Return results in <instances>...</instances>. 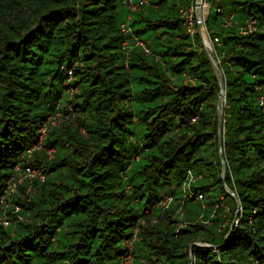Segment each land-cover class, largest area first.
Returning a JSON list of instances; mask_svg holds the SVG:
<instances>
[{"label":"trees","instance_id":"obj_1","mask_svg":"<svg viewBox=\"0 0 264 264\" xmlns=\"http://www.w3.org/2000/svg\"><path fill=\"white\" fill-rule=\"evenodd\" d=\"M206 1L225 80L224 180L242 209L228 239L218 78L197 24L189 35L180 16L194 0H0V264H123L134 228L133 264H189L196 241L208 247L192 246L193 264H264V0ZM128 16L150 53L125 46ZM27 163L44 179L19 182ZM188 170L202 174V201L182 198ZM186 206L208 225L187 215L176 236Z\"/></svg>","mask_w":264,"mask_h":264},{"label":"built area","instance_id":"obj_2","mask_svg":"<svg viewBox=\"0 0 264 264\" xmlns=\"http://www.w3.org/2000/svg\"><path fill=\"white\" fill-rule=\"evenodd\" d=\"M123 2L127 5V7L130 10H135V9L139 8L140 6L147 4L148 0H123ZM180 15L182 18V25L184 26V28L186 29V31L188 33L192 34L194 31V24H195L194 5H190V6L182 8L180 10ZM128 19H129V16L126 18V21L121 23V25H120V29H121L122 33L126 36L125 42H124L125 46H128V44H130L131 40H134V44L139 45L144 50V52L150 53L149 48L147 47V45L144 43L143 40L139 39L136 36L131 39V37L128 36V33L130 31V29L128 27ZM253 29H254L253 21H248L246 23V25L241 29V31L243 33H246V32L252 31ZM209 40H210V43L212 45V41L210 38H209ZM214 41H217V38H214ZM54 122L55 121L53 120L52 123H54ZM82 132L84 133V131H82ZM44 134H45V127H42L40 129V135H39L38 143L28 149L29 153H31L36 148H40V145H41L40 143L44 137ZM221 149H222V146L220 145L219 150L221 151ZM52 152H53V149H51V148L47 149L48 156H51ZM197 177H200V174L196 176L193 172L188 171L186 174V181L183 183V190L185 192H188V194L191 195L192 197H194L195 199L201 200L203 198V194L200 192L192 193V189H191V184L193 181L196 180ZM22 179H29L30 181L33 179L43 180L44 179V173L40 168L35 167L30 163H27L26 166H24V168H22L21 177L18 179L19 182ZM17 182L18 181H14V180H9L7 182V188L5 190V194L1 197L2 199L4 198L5 195L8 197L11 196L12 192L16 189ZM126 188H128V186ZM28 189L31 190V185H29ZM170 199H171V196H164L163 199L160 200V203L164 204L165 202H167ZM225 208L227 211H229V208H227V206H225ZM239 212H240V208L238 207L236 209L235 216L231 220V226L232 227H237V225L239 224L240 218L237 216V213H239ZM2 223L8 224V220L4 218L2 220ZM128 248L129 249L127 250V252H125L122 255V262L124 264H128L132 261V255L130 252L131 247H130L129 243H128Z\"/></svg>","mask_w":264,"mask_h":264},{"label":"rangeland","instance_id":"obj_3","mask_svg":"<svg viewBox=\"0 0 264 264\" xmlns=\"http://www.w3.org/2000/svg\"><path fill=\"white\" fill-rule=\"evenodd\" d=\"M123 1V0H122ZM195 1L196 0H194V2L192 3V4H190V5H194V17H195V24H194V31H193V33L195 32V30H196V24H197V19H196V5H195ZM124 3V2H123ZM125 4V3H124ZM126 5V4H125ZM190 5H188V6H190ZM127 6V5H126ZM208 2L206 1V0H202V6H201V10H202V14H203V16L204 17H206L207 18V14H208ZM187 7V6H186ZM184 8V7H183ZM182 9V8H181ZM181 16V15H180ZM182 19V18H181ZM206 20V19H205ZM126 21V20H125ZM124 21V22H125ZM123 23V22H122ZM205 23V22H204ZM121 25V24H120ZM184 27V26H183ZM206 28V27H205ZM185 29V28H184ZM197 29H198V25H197ZM185 31H186V29H185ZM207 31V30H206ZM130 32V31H129ZM187 32V31H186ZM199 32V31H198ZM242 32V31H241ZM251 32V31H250ZM188 33V32H187ZM193 33L192 34H190L189 33V35H193ZM243 33V32H242ZM207 35H208V33H207ZM176 43V42H175ZM213 47V46H212ZM213 50H214V48H213ZM215 53V52H214ZM128 55V54H127ZM217 58V57H216ZM218 60V59H217ZM219 61V60H218ZM125 64H127V61L125 60ZM224 103H225V98H224V101H223V107H224ZM216 108H217V105H216ZM64 119H67V120H69V121H71V122H73V117L71 116V115H69V116H67L66 114L64 115ZM217 117V116H216ZM58 121H57V123H59L62 119L61 118H58L57 119ZM83 133V132H82ZM223 138H224V115H223V110H222V129H221V133H220V139L218 138V129H217V139H216V149H217V155H218V157H219V159H220V162H221V167H220V174H219V176H220V178H221V181H222V186H223V189L225 190V192L224 191H220L219 189H218V193H220L221 195H220V200H221V203H223L222 205H223V207L225 208V206H227V208H229V211H230V205L231 206H233V204L235 203V206H234V215H233V217L235 216V213H236V209L239 207L240 208V212L239 213H237V216L240 218V216H241V212H242V209H241V206H240V201H239V199H238V197H237V195H236V193H235V190H234V188H231V187H229V186H227L226 185V183H225V180H224V175H225V171H224V174H222V160H221V158L220 157H222V158H224V155H223ZM222 146V149H221V151L219 150V146ZM204 149H205V153L206 154H210L211 153V148H212V146L210 145V144H208V143H206L204 146ZM224 160H225V158H224ZM225 163H226V160H225ZM226 167H227V164L225 165V170H226ZM188 171H191V170H188ZM187 171V172H188ZM191 172H193V171H191ZM196 176L197 175H199L200 174V177H197L196 178V180L195 181H193L192 182V184H191V189H192V193H194V192H198V191H195L194 190V188H193V186L194 185H196V183H197V181L198 180H200L201 178H202V174L201 173H197L196 171H194L193 172ZM187 174V173H186ZM128 186V188H126ZM125 189H126V191H130V186L129 185H126L125 186ZM182 190H183V185H182ZM227 193V197H226V199H224V195ZM234 196H236V200L234 199ZM187 198V201L188 200H191V201H195V200H198V199H195L194 197H192L191 195H189L188 194V192H185L184 190H183V193H182V198ZM230 197L232 198V200H230ZM203 199V198H202ZM202 199L201 200H198V201H202ZM172 202H173V199L171 198L170 200H168L167 202H165L164 204H161V203H158V205L156 206V208H159V209H161V210H166L167 208L169 209V207L172 205ZM227 202H228V204H227ZM191 205V203H189V206ZM188 206V209H191L190 207ZM184 208V207H183ZM183 208L182 207H178V208H176L175 209V215H176V219H177V221L179 222V221H181V222H177L176 221V226L177 227H175V229H174V231H175V235L176 236H178L179 235V229L181 228V227H183V225L185 224V223H183V221H185V219L187 218V215H188V209H187V206L185 207V210L183 211ZM225 210H226V208H225ZM153 210L151 209V211H150V213L152 212ZM229 211H227L226 210V212H229ZM202 213H204V211L202 210V209H200L199 210V212L197 213V215H194V214H196V212H193V213H190V215H188V216H192V215H194L193 216V220H195L196 222H202V223H204V224H206V225H208V218H206V217H204L203 216V214ZM202 214V215H201ZM232 217V218H233ZM232 220V219H231ZM151 221L152 222H158V217H156V216H152V218H151ZM9 223V222H8ZM178 223V224H177ZM3 225H7V224H3ZM232 229H233V227L231 226V221H230V230H229V233H228V235L225 237V240H227L228 239V237L230 236V233L232 232ZM136 233H137V228H134L133 230H132V235H131V237L129 238L130 240L126 243V246H127V250L129 249L128 248V243L130 244V252H131V255H132V261L130 262V263H128V264H133L132 262H133V260H134V256H133V254H132V250H133V240L136 238ZM193 245H199V246H202V247H208V243H206V242H202V241H196V242H191V243H189V245H188V247H187V251L189 252V258H190V261H189V264L191 263V264H193L194 263V258H193V255H191V248H192V246ZM127 252V251H126ZM121 262H122V259H121ZM123 263V262H122ZM124 264V263H123Z\"/></svg>","mask_w":264,"mask_h":264},{"label":"water","instance_id":"obj_4","mask_svg":"<svg viewBox=\"0 0 264 264\" xmlns=\"http://www.w3.org/2000/svg\"><path fill=\"white\" fill-rule=\"evenodd\" d=\"M196 19H197V25H198V31L199 35L202 40L203 47L205 49V52L212 64V67L217 75L218 83H219V93H218V101H217V108H216V116H217V129H218V138L220 139V133L222 129V110H223V101L225 98V80L223 72L220 68L219 61L216 58V55L214 53L213 47L210 43L209 37L207 35V31L205 28V19L206 17L203 16L201 6H202V0H196ZM209 9V6H208ZM222 160V174H224L225 171V160L224 158L220 157ZM234 199L236 200V196H234ZM191 264V263H190Z\"/></svg>","mask_w":264,"mask_h":264}]
</instances>
